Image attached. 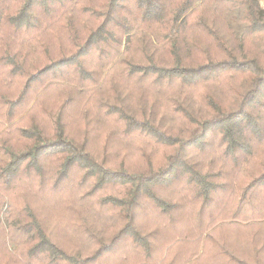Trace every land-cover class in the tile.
Masks as SVG:
<instances>
[{"label": "trees", "instance_id": "trees-1", "mask_svg": "<svg viewBox=\"0 0 264 264\" xmlns=\"http://www.w3.org/2000/svg\"><path fill=\"white\" fill-rule=\"evenodd\" d=\"M126 82L156 93L130 98ZM79 98L81 120H110L122 142L141 143L138 168L98 157L86 126L77 134L65 121ZM0 120V237L19 228L16 246L32 264H90L117 250L125 264H192L201 247L204 263L264 264L258 0H0ZM228 190L240 220L204 237L197 229L196 249L182 252L174 213L212 225L206 209ZM55 201L72 214L75 248L44 226L37 207ZM225 228L244 231L243 251Z\"/></svg>", "mask_w": 264, "mask_h": 264}, {"label": "rangeland", "instance_id": "rangeland-1", "mask_svg": "<svg viewBox=\"0 0 264 264\" xmlns=\"http://www.w3.org/2000/svg\"><path fill=\"white\" fill-rule=\"evenodd\" d=\"M258 1L260 3L261 8H264V0H258ZM227 23L230 24V20H228ZM134 83L135 82H131V83L126 82L127 84L126 89L128 90L127 92L130 98H136V96L142 93L146 94L147 96L148 94L153 95L156 93L154 90L149 88L150 87L149 85H145L144 83H142L144 85L134 84ZM124 87H125L124 85H121L120 88L123 89ZM33 95L32 94L29 95L28 99L25 102L29 104V107L26 110H20L21 115H24L27 111H31L32 109L31 107L32 105L35 104V101L37 99L36 98L34 100ZM43 101H45L46 104L52 103L53 95L44 96ZM84 105H86V103L83 101V98L82 99L79 98L78 101L74 102L73 104L72 103L69 104V107L65 110L66 113V115L64 116L66 119L65 121L68 123L70 122V124L73 126L77 134L81 132L80 131L81 125L86 126V134L88 135L89 138V148L92 151H94V153L98 157L104 154L103 156L108 160H110L113 164H118V160H120L121 158V160L124 159L127 162V166L138 168L139 164L142 162V159H141V154L138 153L135 149L136 146L141 145V143L135 141L134 142L135 144L133 143V146L131 147L129 141H128L129 143H126L127 141L122 142L120 138L117 135H115V133L114 134L111 133L116 128V126L114 123L112 124L110 120H96V119L92 120L90 118L89 120H81L80 112ZM85 107H87V105ZM88 110H91L90 112L93 113L91 115L92 117L93 115L97 116L96 113L99 114L94 104L93 107L88 108ZM21 118L22 116H20V119ZM155 121L159 122L160 124L161 123L165 124L166 126H171V127L176 126L175 130L180 129L178 125L179 123L178 120H155ZM17 122H19L18 119H16L15 123ZM7 127L10 128V124L7 125ZM104 137L110 140L108 141V145L105 148V152L102 146L105 143L104 140L107 139H105ZM102 150L104 153H102ZM227 192L221 198V200H216V203L213 204V206H209L206 209V214H204V221L211 220L213 222L212 225L208 224V226L202 228V226L199 225L196 214L194 213L187 214L185 211L182 210L178 211L177 213L176 212L174 213L169 223L172 230L170 235L173 236V240L175 239V237L181 238V240L176 244L180 243L181 246L179 245V248L182 252L188 250L189 247L196 249L195 239L200 233V231H198L197 229L203 230L204 232L203 237H204V235L206 234L207 235L211 234L212 228L214 224H216L217 222L221 221L222 224L224 223L222 221L226 220V224H228L230 223L229 220L232 217L239 219V212H238L239 204H237L236 202L237 199L233 198L231 191H229L228 194ZM57 202L59 201H55L56 204L50 203L49 205L46 206L38 205L37 208L44 210L43 215H45V217L43 220L45 222L44 226L46 227V230H50L51 227H54L55 232L56 233L58 232L57 234H62V237H60V239L56 237V240L58 239L59 243L65 248H70V249L75 248L77 246L75 243H73L72 233L66 229L68 227V224L70 223L72 214L67 210H64V206L58 204ZM226 212L227 214H225ZM147 220H149V218L146 217V219H142L140 222L141 224H143ZM10 230H11L10 234L6 233L3 237H0V264H32L31 261L33 259L31 257L25 256L22 252H19L16 246L15 240L18 239L16 236L20 237L22 235V233L19 232L20 231L19 228L10 227ZM217 233L218 231L214 232L213 234L216 235ZM222 233L226 238H229L227 243H229L232 248L237 247L239 248V251L244 250L243 241H242L244 231L234 228H225L223 229ZM201 251H202V247L197 250L198 256L193 260L192 264L197 262L198 260L204 259L203 256L202 259L200 258L202 254ZM84 254L85 253H83V255ZM125 254H126L125 250L123 251L117 250L114 252L111 251L110 254L108 253L107 255H104L96 262H92L90 264H125V262L123 261V257L125 256ZM178 257L181 258L182 256H178ZM183 258L184 256L180 259L181 261L178 262L177 264H181ZM205 260H202V262L204 263ZM204 264H208V260Z\"/></svg>", "mask_w": 264, "mask_h": 264}]
</instances>
